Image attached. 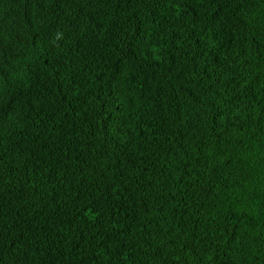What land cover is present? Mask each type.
Here are the masks:
<instances>
[{"label": "trees", "instance_id": "obj_1", "mask_svg": "<svg viewBox=\"0 0 264 264\" xmlns=\"http://www.w3.org/2000/svg\"><path fill=\"white\" fill-rule=\"evenodd\" d=\"M0 264H264V0H0Z\"/></svg>", "mask_w": 264, "mask_h": 264}]
</instances>
